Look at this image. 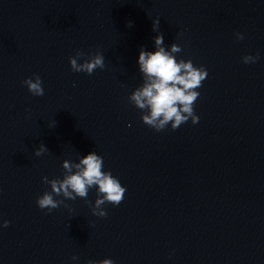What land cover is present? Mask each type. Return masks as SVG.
Returning <instances> with one entry per match:
<instances>
[{
	"label": "clouds",
	"instance_id": "9594fccd",
	"mask_svg": "<svg viewBox=\"0 0 264 264\" xmlns=\"http://www.w3.org/2000/svg\"><path fill=\"white\" fill-rule=\"evenodd\" d=\"M129 27L132 26L129 22ZM159 20L153 21V31L157 32L154 37L155 51H146L143 47L139 51L138 65L143 77V84L136 88L128 97L129 102L143 113L142 122L157 132L163 131L171 125L172 130L178 129L182 124L191 119L193 124L199 122L195 114V102L200 96L199 89L206 79L208 72L203 67L194 66L191 60H177L174 54L181 51V47L172 43L170 50L164 46V36L158 31ZM182 34V33H181ZM237 40H243L241 33H236ZM259 59L256 56L245 55L242 62L254 63ZM83 60L82 63H78ZM69 64L73 72H84L88 75L97 69L105 67L104 56L100 52L85 54L76 51L75 55L69 57ZM33 96H43L41 77L33 74V77L22 81ZM55 121L49 127H54ZM48 151L44 144H40L35 150V155ZM63 178L42 177L45 184L50 185L51 191H45L36 199V204L41 210L49 213L64 204V199L76 200L78 197L85 199L89 190L93 187L97 190V198L92 208V214L98 217H106L104 210L106 204L118 206L123 202L126 188L122 186L119 179L110 171H104L103 157L95 151L78 157V162L64 160ZM64 199H56L55 197ZM9 221L4 220L0 227L7 228ZM77 260L76 256L72 257ZM88 264H114L111 259L100 261H88Z\"/></svg>",
	"mask_w": 264,
	"mask_h": 264
}]
</instances>
